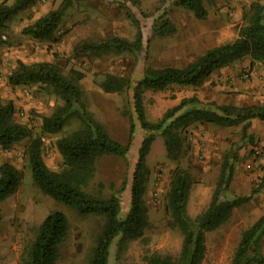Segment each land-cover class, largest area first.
Returning a JSON list of instances; mask_svg holds the SVG:
<instances>
[{"label": "rangeland", "instance_id": "374dc122", "mask_svg": "<svg viewBox=\"0 0 264 264\" xmlns=\"http://www.w3.org/2000/svg\"><path fill=\"white\" fill-rule=\"evenodd\" d=\"M4 0H0L2 2ZM13 0H9L11 3ZM63 0H37L34 6L20 13L2 34L0 46V98L12 100L16 119L32 131V138H42V156L53 171L61 170L63 159L56 142L80 127L71 119L63 131L48 135L42 132V117L51 115L62 101L50 89L37 85L12 86L7 77L17 67L25 64L52 62L63 74L72 77V71L82 72L78 83L83 91V102L93 117L108 134L125 144L129 134V118L124 113L130 109L124 93H104L100 87L105 75L132 73L133 86L143 74L147 63L154 67H183L206 50L234 41L237 28L243 23V11L253 2L264 0H204L208 16L196 19L192 13L176 5L175 0H71L50 42L33 40L22 30L40 17L60 6ZM160 17L170 19L176 27L174 34L159 36L153 25ZM136 18L142 28L144 48L140 54L116 55L84 53L76 56L74 48L86 40L100 41L116 35L133 40L136 35ZM250 58L234 61L216 71L198 88L172 86L164 92L146 91L144 107L151 122L160 120L165 112L181 99L197 96L204 103L245 107L264 102V67ZM241 127L220 128L212 124H195L185 131L187 155L181 166L192 175L187 211L193 219L204 211L218 181L224 155L237 153L233 179L226 197L250 195L264 175V123L251 121L248 134L253 141L241 138ZM143 139L139 124L127 159L102 156L95 164V175L89 191L110 195L118 193L122 204L121 217L130 210L131 176L138 159ZM29 139L9 149L0 148V164L11 163L24 173L19 191L0 204V264H18L24 247L30 243L43 219L52 211H62L68 218L70 229L61 247L58 264H87L99 235L103 221L99 217H81L64 205L44 195L32 180L27 160ZM151 170L145 200L149 210V226L144 236L137 240H114L110 247L108 264H147L145 257L151 253L177 257L182 247V236L166 226L165 196L174 164L168 161L160 135L152 144L148 155ZM264 214V190L234 211L230 221L220 229L208 233L207 252L201 264H230L243 230ZM264 255V237L262 239Z\"/></svg>", "mask_w": 264, "mask_h": 264}, {"label": "trees", "instance_id": "16d2710c", "mask_svg": "<svg viewBox=\"0 0 264 264\" xmlns=\"http://www.w3.org/2000/svg\"><path fill=\"white\" fill-rule=\"evenodd\" d=\"M70 1L63 0L59 7L25 27L22 34L41 42L52 41ZM36 2L37 0L0 2V46L4 44L2 34L8 32L10 21ZM175 3L192 13L198 20H204L208 16L204 0H175ZM133 22L137 30L133 40L116 35L100 41L86 40L74 48L75 55L114 53L137 57L144 48V41L139 21L133 18ZM175 31L173 22L165 17H160L153 25V33L159 36H169ZM244 58H250L252 66L258 62L264 67V4L261 2H253L243 11V23L237 28L234 41L206 50L183 67H154L147 63L146 57L142 77L134 86L132 73L127 76L106 74L100 84L103 92L124 93L130 105L131 110L124 113L130 123L125 144L112 138L88 111L78 83L84 78L82 72L72 71V77H67L55 63L25 64L18 60L17 67L7 77L9 85L43 86L62 101V105L51 115L42 117V132L48 135L60 133L71 119L78 120L80 127L57 140V150L63 159L64 167L53 171L44 162L42 138H32L31 129L16 119L14 102L0 98V148L9 149L29 139L26 154L34 184L44 195L79 216L102 219L103 224L87 264H108L110 247L114 240L124 242L140 239L149 226L145 194L151 170L147 159L156 135H160L166 157L175 165L165 196L166 226L181 234L182 247L177 257L151 253L145 260L147 264H201L207 252V234L227 224L236 209L264 190V175L250 195L228 199L225 194L233 179L234 163L238 155L227 152L223 157L220 175L207 208L192 219L187 211L193 184L192 175L188 169L181 166V160L188 153L185 131L195 124H212L220 128L240 126L242 140L251 143L253 137L248 134V127L253 120L264 123V102L259 105L236 107L214 102L208 104L197 96H192L181 99L176 106L167 110L160 120L151 122L146 117L144 94L146 91L164 92L175 85L201 87L216 71ZM136 123L143 133V139L131 176L130 210L122 218V204L118 193L123 191L125 182L119 191L110 195L91 192L88 188L94 178L98 158L115 156L127 159ZM23 178V171L11 163L0 164V204L19 191ZM69 229L65 213L50 212L39 225L34 239L24 247L18 264H58L61 247ZM263 237L264 214L242 231L230 264H264Z\"/></svg>", "mask_w": 264, "mask_h": 264}, {"label": "crops", "instance_id": "0c3cea01", "mask_svg": "<svg viewBox=\"0 0 264 264\" xmlns=\"http://www.w3.org/2000/svg\"><path fill=\"white\" fill-rule=\"evenodd\" d=\"M223 69V68H222ZM222 69H220V70H222Z\"/></svg>", "mask_w": 264, "mask_h": 264}]
</instances>
